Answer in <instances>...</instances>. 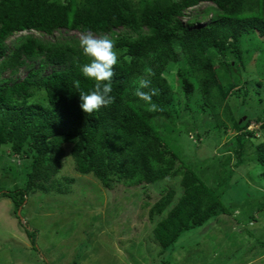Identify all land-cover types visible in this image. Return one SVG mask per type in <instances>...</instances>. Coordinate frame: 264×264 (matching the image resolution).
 Here are the masks:
<instances>
[{
  "label": "trees",
  "instance_id": "obj_1",
  "mask_svg": "<svg viewBox=\"0 0 264 264\" xmlns=\"http://www.w3.org/2000/svg\"><path fill=\"white\" fill-rule=\"evenodd\" d=\"M202 3L211 6L184 22L186 12ZM208 15L209 22L200 25L199 18ZM119 29L137 37L116 35ZM60 30L107 35L115 41L121 57L111 82L113 104L93 114L82 111L79 94L94 88V81L80 72L88 58L81 54L78 40L55 39ZM24 31L40 33L53 42L21 35L6 44L9 37ZM207 54L219 55L222 62L214 66ZM42 57L44 64L38 69L22 81L13 79L19 67ZM247 61L264 74V0H82L81 4L77 0H0V146L22 162L20 168L26 173L24 189L2 190L1 197L12 201L16 214L30 191H60L64 178L56 176L67 146H71L74 170L83 176L92 174L107 190L113 183L148 189L158 181L178 178L181 196L153 230L159 256L172 253L184 235L216 225L229 213L221 200L227 181L217 182L219 191L215 192L161 140L163 134L176 130L184 112L183 119L192 123L200 121V116L212 119V129H205L211 142L226 135L230 124L240 146L234 151L238 153L235 167H247L244 159L249 165L264 167V142L251 153L253 133L244 131L259 116L244 110L247 120L243 121L227 103L229 96L244 98L247 84L227 92L216 76L223 66L235 71ZM175 65L179 68L172 87L164 74ZM47 66L66 67L40 78ZM143 74L150 81V88L143 91L157 90L152 100L158 111H147L145 102L135 95ZM40 91L42 96L37 95ZM176 132L184 134L183 129ZM197 144L191 143V155H205L202 144ZM8 169L16 174L14 165ZM205 173L211 177L210 171ZM163 188L162 198L150 209V219L162 215L176 194L173 188ZM19 225L34 246L36 232L29 224Z\"/></svg>",
  "mask_w": 264,
  "mask_h": 264
},
{
  "label": "rangeland",
  "instance_id": "obj_2",
  "mask_svg": "<svg viewBox=\"0 0 264 264\" xmlns=\"http://www.w3.org/2000/svg\"><path fill=\"white\" fill-rule=\"evenodd\" d=\"M77 2L81 4L82 0ZM208 6L211 5L202 3L188 10L183 21L188 22L191 19L189 17L202 12ZM209 19L210 15L203 20L199 18V21H202L199 24L205 25ZM81 35L60 30L55 39L59 42H69L70 38V42L75 39L79 41ZM116 35L137 37L126 29H119ZM40 38L53 42L51 38ZM11 40L9 39L7 44H10ZM207 56L214 66L222 62L219 55ZM120 57L118 53V59ZM251 62L247 61L244 67L237 65L235 71L223 66L216 70V76L223 90L227 92H234L247 84L248 93L244 98L229 96L227 103L235 117L239 118L241 115L243 121L247 120V116H243L244 110L250 112V116L253 113L254 116H259L258 120H251L247 128L253 133L249 138L252 153L264 142V74L256 64L250 65ZM41 64H44L43 57L36 62H26L25 66L17 69L13 79L22 81L32 69H38ZM65 67L47 66L40 78ZM178 68L177 65L167 68L164 74L167 83L172 87L175 85V73ZM249 74L252 75L251 78ZM146 78L147 74H143L140 79ZM175 94L179 102H183L182 95L177 92ZM37 95L42 96V92ZM241 105L244 107L240 108ZM184 113L178 121L176 120L175 125L176 130L183 129L184 134H178L174 130L170 135L163 134L161 140L215 192L219 191L215 187L217 182L223 184L227 181L229 186L223 195L221 194V200L229 213L220 217L218 224L208 227L205 225L201 230L190 231L175 245L176 249L172 253L159 256L153 230L180 198V180H161L148 189L131 183H113V188L107 190L92 174L83 176L74 170L69 156L71 146H67L56 176L57 179L65 180L60 191H30L23 205L17 210L19 215L14 214L12 201L0 195V264H264V167L249 165L250 162L246 159L243 162L247 167H235L238 153L234 154V151H239L240 146L234 141L236 132L231 129L230 124H227L226 135L211 142L205 129H212V119L200 116V121L192 123L183 119ZM163 132L164 129L159 131L160 134ZM190 142L194 146H197V143L202 144L206 154L200 157L191 155ZM228 142L233 150L225 149L229 146ZM9 154L8 148L1 145L0 191H14L26 186V173L20 168L22 162ZM245 154L247 157L249 153ZM204 159L205 164H200ZM9 165L16 167V174L9 171ZM207 171L211 172L209 178L205 173ZM163 187L173 188L176 194L170 207L168 206L162 215L150 219V209L162 198ZM20 223L29 224V229L36 232L34 246ZM218 249L219 252L215 253Z\"/></svg>",
  "mask_w": 264,
  "mask_h": 264
},
{
  "label": "clouds",
  "instance_id": "obj_3",
  "mask_svg": "<svg viewBox=\"0 0 264 264\" xmlns=\"http://www.w3.org/2000/svg\"><path fill=\"white\" fill-rule=\"evenodd\" d=\"M24 33L36 39L42 36L34 31H24L9 37L6 44L9 39H15ZM78 47L81 54L88 58V63L81 65L80 72L85 78L94 81V88L91 91L79 94L80 107L84 113L93 114L114 102V97L111 95L113 91L111 82L114 66L119 63L118 52L115 50V41L107 35L96 37L91 34H82ZM149 88L150 81L142 79L135 89V95L145 102L147 111L155 112L158 111V105L153 102L152 97L157 94V90L152 88L149 91H143ZM247 128L244 131H248Z\"/></svg>",
  "mask_w": 264,
  "mask_h": 264
},
{
  "label": "water",
  "instance_id": "obj_4",
  "mask_svg": "<svg viewBox=\"0 0 264 264\" xmlns=\"http://www.w3.org/2000/svg\"><path fill=\"white\" fill-rule=\"evenodd\" d=\"M18 213V215H19V212H17Z\"/></svg>",
  "mask_w": 264,
  "mask_h": 264
}]
</instances>
